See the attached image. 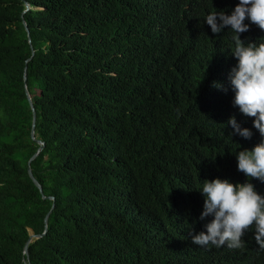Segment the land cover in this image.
<instances>
[{
  "label": "trees",
  "instance_id": "trees-1",
  "mask_svg": "<svg viewBox=\"0 0 264 264\" xmlns=\"http://www.w3.org/2000/svg\"><path fill=\"white\" fill-rule=\"evenodd\" d=\"M238 2L0 0V264H26L53 203L27 172L39 146L26 90L44 143L30 167L55 204L30 264H264L254 228L244 249L189 235L212 219H199L203 181L264 196L237 171L236 153L264 137L232 104L234 34L205 22ZM244 23L240 40L264 43ZM232 116L250 140L231 135Z\"/></svg>",
  "mask_w": 264,
  "mask_h": 264
},
{
  "label": "clouds",
  "instance_id": "clouds-1",
  "mask_svg": "<svg viewBox=\"0 0 264 264\" xmlns=\"http://www.w3.org/2000/svg\"><path fill=\"white\" fill-rule=\"evenodd\" d=\"M249 20L264 31V0H239L230 15L224 11L213 12L206 16V24L213 34L221 33L225 28L231 31L235 42L232 56L238 61L229 73L228 81L234 92L233 107L253 119V128L264 137V43L245 45L240 40L241 33L249 31L244 23ZM223 91L222 85H215ZM232 128L231 135H238L250 140L253 133L241 128L235 116L227 121ZM237 171L243 173L247 180L257 179L264 183V140L251 150L244 149L236 153ZM204 197L203 211L199 219L203 221L211 216V222L204 225L205 231L193 235L191 243L195 246L209 248L227 247L244 249L242 237L254 228V240L264 254V196L257 194L254 185L249 182L233 184L227 179L203 181L199 190Z\"/></svg>",
  "mask_w": 264,
  "mask_h": 264
},
{
  "label": "water",
  "instance_id": "water-1",
  "mask_svg": "<svg viewBox=\"0 0 264 264\" xmlns=\"http://www.w3.org/2000/svg\"><path fill=\"white\" fill-rule=\"evenodd\" d=\"M26 11L29 9V4L26 3ZM24 26H25V29L28 33V29L25 25V22H23ZM28 38H29V33H28ZM30 42V40H29ZM34 54V50H32V53H31V56H33ZM30 59H28L26 61V63L29 61ZM26 72H27V66H25V69H24V81H26ZM26 96H27V100H28V103H29V107L32 111V127H31V132H30V136H31V139L33 141H35L36 144H38V149L37 151L30 157V159L28 160V163H27V172H28V175L30 177V179L32 180V182L34 183V185L36 186V188L39 190V192L41 193L42 195V198L45 199V200H52L53 203L51 205V209L50 211L46 214L45 218H44V232L41 233V234H35L33 233L32 231H29V238L28 240L26 241L25 243V246H24V249H23V253L25 255V263L26 264H30L29 262V253H28V247L29 245L34 242L35 240L37 239H40L41 237H43L46 232H47V225H48V218H49V215L51 213V210L54 208V197H48V196H45L43 194V191H42V186L39 184V182L35 179V177L33 176V173H32V170H31V167H30V164L31 162L39 155V153L42 151V149L44 148V143L38 139L35 138L34 136V129H35V123H36V112H35V108H34V105H33V102L30 98V95L28 93V91L26 90Z\"/></svg>",
  "mask_w": 264,
  "mask_h": 264
}]
</instances>
